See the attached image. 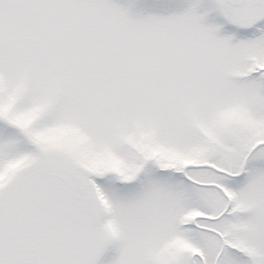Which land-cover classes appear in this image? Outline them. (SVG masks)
Here are the masks:
<instances>
[{
	"label": "snow or ice",
	"instance_id": "obj_1",
	"mask_svg": "<svg viewBox=\"0 0 264 264\" xmlns=\"http://www.w3.org/2000/svg\"><path fill=\"white\" fill-rule=\"evenodd\" d=\"M0 264H264V0H0Z\"/></svg>",
	"mask_w": 264,
	"mask_h": 264
}]
</instances>
